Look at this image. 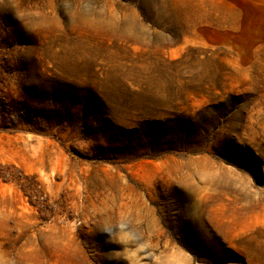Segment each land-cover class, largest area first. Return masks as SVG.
<instances>
[{
    "label": "rangeland",
    "instance_id": "374dc122",
    "mask_svg": "<svg viewBox=\"0 0 264 264\" xmlns=\"http://www.w3.org/2000/svg\"><path fill=\"white\" fill-rule=\"evenodd\" d=\"M0 264H264V0H0Z\"/></svg>",
    "mask_w": 264,
    "mask_h": 264
}]
</instances>
